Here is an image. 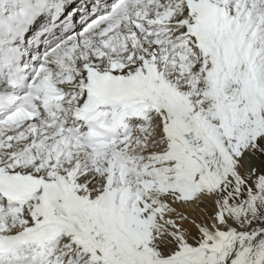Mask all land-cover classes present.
I'll list each match as a JSON object with an SVG mask.
<instances>
[{"label": "snow or ice", "instance_id": "obj_1", "mask_svg": "<svg viewBox=\"0 0 264 264\" xmlns=\"http://www.w3.org/2000/svg\"><path fill=\"white\" fill-rule=\"evenodd\" d=\"M0 264H264V0H0Z\"/></svg>", "mask_w": 264, "mask_h": 264}, {"label": "bare ground", "instance_id": "obj_2", "mask_svg": "<svg viewBox=\"0 0 264 264\" xmlns=\"http://www.w3.org/2000/svg\"><path fill=\"white\" fill-rule=\"evenodd\" d=\"M81 2V0H77V3H80ZM112 2H114V0H112ZM42 50V49H41Z\"/></svg>", "mask_w": 264, "mask_h": 264}]
</instances>
